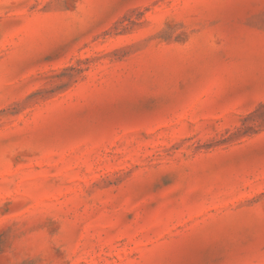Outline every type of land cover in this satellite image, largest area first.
Instances as JSON below:
<instances>
[{
    "label": "rangeland",
    "instance_id": "rangeland-1",
    "mask_svg": "<svg viewBox=\"0 0 264 264\" xmlns=\"http://www.w3.org/2000/svg\"><path fill=\"white\" fill-rule=\"evenodd\" d=\"M0 264H264V0H0Z\"/></svg>",
    "mask_w": 264,
    "mask_h": 264
}]
</instances>
